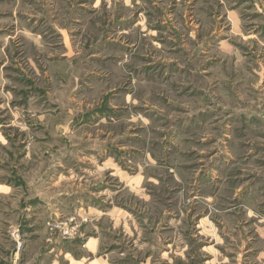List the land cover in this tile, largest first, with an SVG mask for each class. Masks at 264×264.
<instances>
[{"label": "rangeland", "instance_id": "obj_1", "mask_svg": "<svg viewBox=\"0 0 264 264\" xmlns=\"http://www.w3.org/2000/svg\"><path fill=\"white\" fill-rule=\"evenodd\" d=\"M0 264H264V0H0Z\"/></svg>", "mask_w": 264, "mask_h": 264}]
</instances>
